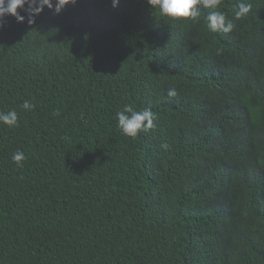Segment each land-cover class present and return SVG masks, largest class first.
I'll list each match as a JSON object with an SVG mask.
<instances>
[{
    "label": "trees",
    "instance_id": "16d2710c",
    "mask_svg": "<svg viewBox=\"0 0 264 264\" xmlns=\"http://www.w3.org/2000/svg\"><path fill=\"white\" fill-rule=\"evenodd\" d=\"M217 10L230 32L146 0L6 19L0 264H264V0ZM125 105L155 126L122 134Z\"/></svg>",
    "mask_w": 264,
    "mask_h": 264
},
{
    "label": "clouds",
    "instance_id": "9594fccd",
    "mask_svg": "<svg viewBox=\"0 0 264 264\" xmlns=\"http://www.w3.org/2000/svg\"><path fill=\"white\" fill-rule=\"evenodd\" d=\"M69 2L75 0H0V29L4 27L6 19L11 16L17 23L27 22L29 24L35 22V17L44 7L52 9L59 13L63 7ZM146 2L161 15L176 19H192L196 20L202 9H210L206 16L207 27L212 32L222 31L228 33L234 28L231 20L226 19L224 13L219 11L221 0H146ZM113 5L119 3V0H112ZM235 17L240 18L247 15L250 11V5L243 2L237 4ZM27 13L22 15L21 13ZM168 96H175V89L167 92ZM23 109L31 110L34 105L25 101L22 105ZM118 127L122 134L129 137H136L140 131H147L153 128L155 115L148 109L136 110L131 105H125L123 110L117 113ZM17 113L13 111L0 112V123L14 127L17 125ZM161 148L167 149V144H162ZM12 160L17 167L23 166L25 160L22 151H16Z\"/></svg>",
    "mask_w": 264,
    "mask_h": 264
}]
</instances>
